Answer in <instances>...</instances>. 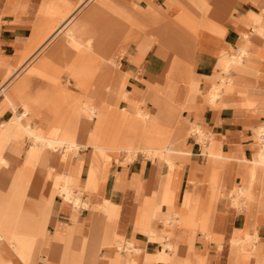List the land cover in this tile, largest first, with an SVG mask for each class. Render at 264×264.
I'll return each mask as SVG.
<instances>
[{
    "label": "crops",
    "instance_id": "crops-1",
    "mask_svg": "<svg viewBox=\"0 0 264 264\" xmlns=\"http://www.w3.org/2000/svg\"><path fill=\"white\" fill-rule=\"evenodd\" d=\"M86 1L0 0V87L45 52L26 76L14 74L0 98L7 162L0 167V264H264V174L253 163L264 124V37L255 34L264 28V0H109L121 15L91 0L67 31L92 13L128 26L118 70L105 49L87 57L93 47L79 50L65 35L47 51ZM246 35L244 67L224 85L227 61ZM19 58L18 69L3 65ZM95 58L103 60L99 69L91 68ZM60 74L71 76L78 97L67 90L45 96L38 78L54 82ZM64 103L72 119H54ZM137 133H156L175 153L164 164L140 153L126 163L123 139ZM80 138L85 148L72 150ZM51 139L62 141L48 148L45 164ZM121 151L118 163L104 161ZM244 236L252 242L239 248Z\"/></svg>",
    "mask_w": 264,
    "mask_h": 264
},
{
    "label": "rangeland",
    "instance_id": "rangeland-1",
    "mask_svg": "<svg viewBox=\"0 0 264 264\" xmlns=\"http://www.w3.org/2000/svg\"><path fill=\"white\" fill-rule=\"evenodd\" d=\"M94 5V2H91L86 8H84V9H82L80 12H79V14L77 15V18L78 17H82L92 6ZM10 14V13H9ZM97 21H98V23H97ZM99 22H100V25H101V23H102V26H104V27H100V25H99ZM117 23H119V22H117ZM97 24V25H96ZM98 25H99V28H98ZM97 26V27H96ZM96 27V28H95ZM128 26H125V27H120V26H118V24H115L112 20H111V18H109V19H107V20H105V19H103V18H100V20L98 19V20H96V22H95V25H94V28L97 30V31H100V32H102L103 33V36L104 37H102V39H101V37L99 38V41L97 42V45H98V47L96 48V43L94 44V47H93V49H94V53H88L87 54V57L89 56V55H92V56H102V53H101V51H103L104 49L106 50V55H107V57H110L111 59H113V62H114V66H113V69L114 70H118V66L119 67H121V65H120V57H118V54H119V50L120 49H117V47L119 46V44H120V42H121V40H122V38H123V36L126 34V32L127 31H129V29L127 28ZM257 30L258 29H255V34L257 33ZM105 31V32H104ZM148 32V34H149V31H147ZM146 32V30L145 31H143L142 33L144 34V33H147ZM105 33V34H104ZM139 34H141V33H139ZM106 37V38H105ZM61 40V35L60 36H58L50 45H49V47H48V49H47V51L48 50H50V49H52V48H55L56 47V45H57V43L59 42ZM101 40V41H100ZM102 42H104L105 43V45L104 44H102ZM45 53V52H44ZM41 54V56L37 59V60H35L34 62H32L31 64H29L30 65V67L26 70V71H22L21 72V76H19V79L21 78V77H24V76H26L30 71H31V69H33L37 64H38V62H39V60H41V57L42 56H44L45 57V54ZM238 53V52H237ZM236 53V54H237ZM173 55V57L174 58H176V54L174 53V54H172ZM234 55V54H233ZM230 56H232V55H230ZM86 57V58H87ZM21 58H19V59H16V60H14V61H12V63H7V62H5V64H3V65H5L6 67H8V68H10V69H13L14 68V70L15 69H18V67L20 66V64H21ZM81 61H84V59H81V57H79V58H76V60L74 61V63L77 65V63H80ZM95 61V62H94ZM19 62V63H18ZM18 63V64H17ZM94 64H95V68L97 67V69H99L102 65H103V60H102V58H95V60H93V66L91 67V68H93L94 67ZM244 66H242V67H240V68H243ZM189 68V67H188ZM239 69V67L238 66H236L235 64L232 66V68L230 67V69L231 70H235V71H237L238 69ZM231 70H230V72H231ZM9 77L8 78H10V77H12L11 79H9L3 86H1L0 87V98H3L2 97V95H1V90L3 89V88H5V87H9L11 84H12V82H13V80H14V78L16 77V76H14V72H12L11 74H9L8 75ZM227 77H229V80L228 79H225V78H227ZM46 78H48L46 75H41L38 79H39V84H40V87H43V88H47L48 90H45V91H47V93L45 92H43L44 94H45V96H48V99L50 98V96L52 97V98H54L55 96H57V94L61 91V90H67L72 96H74V97H78L79 96V94L81 93L80 91H76L75 90V87H74V85H73V82L72 81H70V78H71V76H69V75H66V74H60V75H58L57 77H56V81H54V82H49V81H46ZM232 77H231V74H229L228 76H225V74H224V76L222 77V80H224V82L226 83V84H228V83H230V82H232ZM50 84H52V85H50ZM42 85V86H41ZM218 94H220V90H218V93H217V95ZM31 96V95H30ZM116 102H118V101H116ZM214 103H215V99H211L210 100V104L211 105H214ZM28 104H29V102H28ZM90 104L91 105H93L94 107H96V108H99V107H101V103L100 102H98V101H96V100H90ZM29 105H31V104H29ZM120 107H122V105L120 104ZM21 109H23L22 107H20V105L18 106V109H17V114L18 115H20L19 114V112L20 111H22ZM165 109H167V107L165 106V107H163L162 108V111H161V114L162 113H164V111H165ZM23 111H24V109H23ZM140 111L141 112H144V113H146L147 111H144L141 107H140ZM150 111V110H149ZM148 111V112H149ZM62 115H67L68 116V118L69 119H72V116H71V109H70V107H69V105L67 104V103H64L63 105H62V107L60 108V110L58 111V113L54 116V119H56L57 120V118H59V117H61ZM52 128V126H50L48 129H51ZM262 128H264V124H262L261 126H260V128L258 129V130H260V129H262ZM195 129H197V128H194L192 131L194 132V130ZM195 133V132H194ZM195 135H196V133H195ZM82 137V136H81ZM198 135H196V140H197V142H199V143H203L204 141H203V137H201V136H199L198 138ZM133 138V137H132ZM132 138H124L123 139V144H125V145H127L128 147H129V149L131 150V148H133L132 147V145H130L129 143H125V142H128V141H130L129 139H132ZM82 139L83 138H80L79 139V141L78 142H76L77 144H79V145H82V146H84L85 147V145L83 144L84 143V141H82ZM210 142H211V140H210ZM133 146H135V145H133ZM94 151V150H93ZM124 152H127V151H121L120 153H118L117 154V156L115 157V156H111V157H108V155H106L105 157H104V161H106V162H109V163H118V159H119V157L121 156L120 154H122V153H124ZM128 154H127V156H126V163H128V162H132L134 159H135V157H136V155L138 154V153H129V152H127ZM154 153V152H153ZM151 154L150 156H147V155H145V153H140V154H143V155H145V157L146 158H148V159H150V160H152V161H157V162H162L163 163V161H162V159H161V155L162 154H160V153H156V154ZM73 156H72V159H73V157H74V155L75 154H73V153H71ZM72 161V160H71ZM180 161L176 158V156L175 157H173L172 159H171V162H170V164H172L173 166H169V164H167L166 166H168L171 170H175V169H177V167H178V163H179ZM71 163V162H70ZM164 164V163H163ZM83 191H85V192H88V190H87V188H84V189H79V191L77 192L78 193V195L80 194H82L81 192H83ZM245 196V195H244ZM240 197H242V195H240ZM78 199V197L77 196H72V198H71V201H73V203H74V201L75 200H77ZM79 200V203H81V201H80V199H78ZM75 205V204H74ZM76 208H77V206H75ZM252 241L250 240V241H247V239H245V236H244V238H242V239H240L239 240V242H238V244H237V246L240 248L243 244H245V243H251ZM257 242V241H256ZM162 254H163V252H162ZM164 255V254H163Z\"/></svg>",
    "mask_w": 264,
    "mask_h": 264
},
{
    "label": "bare ground",
    "instance_id": "bare-ground-1",
    "mask_svg": "<svg viewBox=\"0 0 264 264\" xmlns=\"http://www.w3.org/2000/svg\"><path fill=\"white\" fill-rule=\"evenodd\" d=\"M89 1H91V0H88L84 4H82L80 6V8L77 11H75L74 14L70 18H68V20H66V22L63 23V25L58 29V31L55 34V36L56 35H60V34L61 35H65L67 39L71 40V43L73 42L75 44L76 48L78 47L79 50H86V51L92 50V47H94L95 43H96V48H97L98 47L97 42L99 41V38L101 37V39H102V37H104L103 33L100 32L101 30L97 31L98 29L97 30L95 29L97 26L94 28L96 20H98V19L100 20V18H102L99 15V13H92V14L86 15L80 21H78L76 23V25L74 26V28L71 31H67V29H68L70 23L72 22V20L75 17H77L79 12L82 9H84L88 3H90ZM98 2H100L104 7L109 8L112 11L113 14H115V15H121L122 14L120 11H118V9H116L114 6L109 4V0H99ZM97 23H98V21H97ZM99 25H100V22H99ZM99 25H98V28H99ZM101 26H102V23H101L100 27ZM102 27H104V26H102ZM37 30L39 31L40 29L38 28ZM256 35L259 36V37H264V28L262 27V29H258ZM244 39H245V43H243V45L241 47L239 46L238 53L229 57V59L227 61V66H226V69H225V76H228L230 74V70H231L230 67L232 68V66L234 64L236 66H238L239 68L244 66V60L250 53V50H249V48L247 46L249 44V42H250L249 41V36L246 35L244 37ZM52 40H53V37L50 38L46 42V44H44L42 49L45 48ZM56 50H58V49H56ZM59 51H60V49H59ZM61 51L63 52V55L67 56L66 47L65 46L62 47ZM68 54H70V53H68ZM68 58H69V56H68ZM21 71H22V68L20 70H15L14 74L18 75ZM225 79L229 80V77H227ZM233 80L235 81V78L232 79V82H230L228 84L233 83ZM223 83H224V85L226 84L224 81H223ZM6 89H7V87H5V88H3L1 90V95L2 96H4V94L6 93V91H7ZM217 93H218L217 91L214 92L213 99H216ZM29 104H30V102H29ZM29 104H27V106H26L27 113L29 112V109H28L29 106H30ZM194 132L196 134H198L199 136H201V137L204 136L200 128L195 129ZM263 132H264V128H262V129L257 131V143L262 146V150L260 151V154L258 155L259 156L258 159L253 161L254 165H258L259 168L262 169L260 171L261 173L259 174L260 175L259 178H261V179H262V175L264 174V140H262L260 138V135ZM157 138L158 137H157L156 133L152 134L151 136H146V137L144 136L143 138L139 137V134L137 133L136 137H133L132 139H129L130 141L125 142V143H129L133 147V148H131L129 153H141L142 152V153H145V155H147V156H150L158 148V149L161 150V152H160L162 154L161 158L164 161H168L167 157H166L167 153L170 152V153L174 154L175 153V149L173 147H169V146L165 147V146H163V144L160 141H158ZM61 141L62 140H60V139L46 140L47 149H46V151L44 153V157H43V159H44L43 161H44L45 164L48 162V159H49V156H50V152H49L48 148L50 150H54L56 145L61 144ZM133 145H135V146H133ZM210 145H213V141H211ZM70 146H71V149L74 150V151H79L80 149L85 148L84 146L79 145L76 142H71ZM6 164H7L6 160L3 159L2 157H0V167L1 166H6ZM166 193H165L164 197L167 196V199L169 200L168 191H166ZM239 193L242 196L246 195L244 190L239 191ZM65 195H66L65 198L69 199L71 197L70 191L67 190L65 192ZM170 198H172V197H170ZM0 221H1V219H0ZM1 240H2V238L0 237V242H1ZM166 247L170 248L171 246H166Z\"/></svg>",
    "mask_w": 264,
    "mask_h": 264
},
{
    "label": "built area",
    "instance_id": "built-area-1",
    "mask_svg": "<svg viewBox=\"0 0 264 264\" xmlns=\"http://www.w3.org/2000/svg\"><path fill=\"white\" fill-rule=\"evenodd\" d=\"M260 138L264 140V132L260 135Z\"/></svg>",
    "mask_w": 264,
    "mask_h": 264
}]
</instances>
